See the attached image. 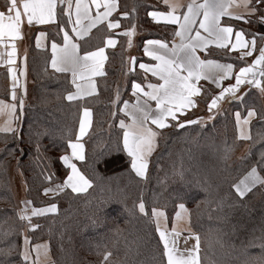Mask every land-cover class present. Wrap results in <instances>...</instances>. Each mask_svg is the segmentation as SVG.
<instances>
[{"label":"trees","instance_id":"1","mask_svg":"<svg viewBox=\"0 0 264 264\" xmlns=\"http://www.w3.org/2000/svg\"><path fill=\"white\" fill-rule=\"evenodd\" d=\"M118 2L119 15L129 13L122 20L124 28L136 25L138 13L142 14L138 21L142 35L137 42L139 56L148 39L172 41L174 27L149 19L148 13L159 7L156 0ZM253 3L258 9L256 16L230 23L249 39L264 35V23L259 21L264 3ZM108 34L104 27L97 29L88 47L101 44ZM119 41L116 49L108 51L106 75L98 80V94L74 102L67 100L74 88L70 76L50 70V54L32 47L27 68L34 85L18 111L17 129L0 133V264H30L21 255L25 232L31 246L49 243L54 264H104L105 252L112 253L108 264H167L151 209L164 211L171 225L180 203L189 209L191 226L200 237V264H264V187L257 185L242 198L232 187L264 154V76L260 87L254 84L243 99L223 104L211 122H205L204 112L217 91L203 84L199 104L204 112H188L160 130L144 179L131 169L126 151L117 149L118 144L122 146L124 132L119 122L125 116L123 103H112L116 88L126 75V87L120 85L118 90L121 101L129 100L132 82L141 79L139 72L126 73L128 38ZM256 43L259 48L264 44L259 35ZM206 57L236 68L246 64L225 50H212ZM10 98L9 75L0 70V99ZM85 107L93 113L91 129L83 139L86 161L74 163L92 186L82 193L66 188L55 196L45 195V187L63 183L70 171L60 157L69 154L68 141H76ZM249 110L256 114L250 123L251 138L243 141L235 114L245 115ZM200 117L203 119L183 128L174 126ZM244 146L249 148L238 153ZM13 167L24 183V200L13 188ZM178 171L183 172V179L175 174ZM260 174L264 176V171ZM141 198L148 215L139 211ZM25 200L40 208L55 203L58 211L32 217V224L38 225L33 229L19 218Z\"/></svg>","mask_w":264,"mask_h":264},{"label":"snow or ice","instance_id":"2","mask_svg":"<svg viewBox=\"0 0 264 264\" xmlns=\"http://www.w3.org/2000/svg\"><path fill=\"white\" fill-rule=\"evenodd\" d=\"M168 5V11H150L149 16L154 21H166L168 23L178 25L174 35L180 38L179 43L173 42L172 46L164 40H146L144 42V53L153 58L158 63L146 64L139 63V68L143 69L145 73H151L153 77H157L156 83H148L147 89L142 87L141 83L133 82L131 87L133 95L137 96L136 104L132 105L136 112L141 113L140 118L129 112L131 116V123L126 124L122 119L120 120V127L125 129L123 132L122 146L117 145L119 151H126L130 157L131 169H133L137 176L147 179L149 168V157L155 149L156 137L160 134L154 130L151 125H156L158 129H164L172 126L168 123L169 118L173 121H178L177 113L184 114L189 108L196 106L197 97L201 93V87L197 86L200 79H209L205 75L207 68H215L219 70L221 75L212 78V82L216 84L220 91L212 95L207 104L208 111L211 112L214 108L219 107V103L225 98L226 94H230V99H239L236 93L239 91L240 85L245 83L248 74L255 75L257 66H260V76H264V44L258 49L259 55L247 66L240 67L238 73L235 74V83L223 86L221 81L233 75V64H221L215 60H202L197 54L198 49H206L208 44H215L217 47L227 49L229 52L235 49H243L240 58L252 56L253 52L257 51L256 37L259 35L261 41H264V35L255 34L250 40L245 39L243 30L235 31V42L233 43V27L225 26L221 23L222 17L235 16L238 19H244L243 16L230 11L234 4V0H190L185 6L179 3H174L172 0H164ZM252 0H244V6L248 7ZM257 4L264 3V0H256ZM60 9V16H66L67 19L57 27L63 33L62 43L58 44L55 39L51 41V50L53 53L51 59L52 68L59 72H71L73 76L72 83L75 85L77 91L75 93H68L67 99L74 100L84 96H91L96 92L95 81L91 80L92 76L105 75L103 71L104 61L107 59L105 55V48L99 47L95 51H86L83 56L80 55V45L76 43L69 30H66L65 24L71 23V32L77 38L83 39L86 37L91 29L96 28L98 24L106 23L108 29H115L119 27V19H109L115 12L119 3L118 0H5L3 10H0V44L4 43V38L7 37L11 41L22 39V25L24 18L29 26L56 24L57 23V9ZM186 7V11L180 12L179 10ZM101 9H103L101 11ZM74 10V19H73ZM258 9L256 7H249V13L253 14ZM95 11V15H93ZM264 11V9H261ZM122 16L127 17V11L121 13ZM83 21L88 23L85 25ZM259 21L264 23V15L259 17ZM199 25L197 29L196 25ZM203 30L202 34L200 30ZM59 34V33H57ZM124 36L129 37L128 45L131 47V37L135 34V25L127 28L123 33ZM47 33L40 31L36 36L37 47L41 46V39L45 38ZM117 41L109 36L106 40L105 46L115 47ZM17 48L13 42L11 49L7 50V59L4 58V53L0 52V62L7 63L8 65L15 64ZM26 61V55H25ZM129 71H134L136 58H129ZM79 70V79L88 80V87H83L77 83V76ZM8 71L12 75V100H16V81L17 69L9 67ZM26 76V64L22 73ZM248 83H255L260 87L259 80H247ZM264 91V88H261ZM26 92V87H25ZM144 98L141 100V96ZM123 103L122 111L129 109V102L127 100H120V93L117 89L113 104ZM150 102H155V108L151 107ZM19 107L22 110L24 107L23 98L19 100ZM7 108L9 114L14 117L17 104H5L0 100V110ZM256 113L254 110H249L247 118L244 119L243 124L247 125L252 116ZM212 117H209L211 119ZM237 123L240 124V113H236ZM203 118L197 120H184L183 122L176 123L174 126L183 128L185 124H194ZM150 122V124H149ZM91 109L85 107L83 109V118L80 120L79 136L76 141H68L71 148V154L63 155L60 157L63 164L70 169L67 173L63 183L55 185V187H45L44 194L52 193L54 196L63 192L65 188H71L73 192H85L92 186V181L80 170L77 163L73 162L75 158L78 161H86L85 145L80 142V138L87 134L88 129L91 127ZM0 131L13 132L11 127V120ZM241 138L250 139L245 131L241 130ZM264 171V154L258 161L250 165V170L246 172L239 182L234 183L232 187L239 197L245 195L253 190L257 185L264 187V176L260 173ZM180 179H183V172L178 171L175 173ZM51 180V176L46 177ZM23 208L19 210V218L27 221L31 228L38 227L32 224V217L43 215L45 213H55L58 211V206L55 203L47 207L40 208L32 206V201H22ZM139 211L148 215L145 210V203L142 198L138 204ZM180 209H185L183 203L179 204ZM151 214L155 218L154 222L159 231L160 239L163 241L164 252L167 256V264H200L199 261V243L200 237L195 235L196 244L193 249L188 250L189 254L184 256L180 254V250L176 247L174 237L179 233L173 228L172 233L160 226V218L167 219L164 211L153 207ZM180 217V213H176ZM264 247V245H262ZM40 246H36V255H40ZM47 249H45V253ZM25 262L29 261L31 250L29 248L28 237H24V250L21 253ZM112 255L111 252L104 253V264H108V259Z\"/></svg>","mask_w":264,"mask_h":264},{"label":"crops","instance_id":"3","mask_svg":"<svg viewBox=\"0 0 264 264\" xmlns=\"http://www.w3.org/2000/svg\"><path fill=\"white\" fill-rule=\"evenodd\" d=\"M156 1L158 3L159 7L156 8V9H153L151 11L167 12L169 10L168 9V5L165 4L164 0H156ZM172 2L179 3L181 5H185L186 6L190 2V0H172ZM198 2H202V0H198ZM4 3H5V0H0V10H3ZM253 6L255 7V5L253 3V0H252L251 4L248 7L244 6V0H234V4H233L232 8L230 9V11L235 13V14H237L238 16H243L244 19H238L235 16H232V17L226 16V17H222L221 23L223 25H225V26L233 27L230 24L233 21L244 22L247 18H250L252 16H256L257 15V11L255 13H253V14L249 13V7H253ZM119 8L120 7H118V9L115 12H113L112 16L109 17V19H119V21H120L119 27H117L115 29H108L106 27V23L107 22H104V23L98 24L96 28L91 29L89 34L86 37H84L83 39L77 38L75 36V34L70 31L71 28H72V24L71 23L65 24L66 30H69L70 35H72V37L76 41V43H78L80 45V55L81 56H83V54L86 51H95L99 47H104L105 48V55L107 56V59L104 61V66H103V71H104L105 75H106V64H107V60H108V51L116 49L118 47V45H119V42H120L119 39L121 37H126V36H124L122 34L127 29V28L123 27L122 20L128 18V16L124 17L121 14L119 15ZM102 10L103 9H101V11ZM179 11L180 12L186 11V7L180 9ZM57 13H58V16H57V23L56 24H46V25L33 24L32 26H29L27 24V22H26V17H25L24 18V24L22 25L23 38L22 39H16L15 41H11V40H9V38L5 37L4 38V43L0 44V52L4 53V58L5 59H7V50L11 49V44L13 42L16 44V48H17L15 64L8 65L7 63L0 62V70L6 71L8 73V75H9V86H10V91L11 92L13 90L12 89L13 80H12V75L8 71V69H9V67H14V68L17 69V73H16L17 81H16V89H15V91H16V100L14 101V100H12V98H10V100L0 99V100L4 101L5 104L16 103L17 104V108H16V111H15L14 117L9 114L7 108H4L3 110H0V128L6 127L7 124H8V121L11 120V127L14 130L17 129V125H18L17 124V122H18L17 121L18 120V111L20 109L19 100L21 98H23V101H24L26 93L29 90V86H28V83H27L28 80L30 81L29 74H28V68H27V56H28V53H27L28 52L27 51L28 50V43L27 42L28 41H30V46H32V47L34 46L37 50L42 51V52L47 51L50 54V61H49L50 70H52L55 73L68 74L70 76L71 82L73 80V76H72V73L70 71L69 72H59V71H56V69L52 68V66H51V59H52V56H53V53H52V50H51V41L53 39H55V41L58 44L62 43L63 33L59 31V29L57 27V24L63 23L67 19L66 16H63V17L60 16L59 7L57 9ZM92 14L95 15V11H93ZM74 18L75 17H74V10H73V19ZM149 19L153 23H155L157 25L171 26V27H174L175 30L178 28V25H174V24L168 23V22L163 21V20L158 21V22L154 21L151 16H149ZM83 23L86 25L88 22L87 21H83ZM101 27H104L109 32V34L103 39V42L101 44H97L93 48H91L92 46L89 48L88 47V45H89L88 42L91 41V39L95 35V32L97 31V29H99ZM196 27H197V29L199 28L198 23H197ZM233 30H234V33H233L232 40H233V43H234L235 42V35L234 34H235V31H237L238 29L233 27ZM40 31L46 32L47 36L45 38L41 39V46L37 47L36 36L38 35V33ZM200 31L202 32V34L207 35L206 33H203L202 29ZM57 33H59V34H57ZM109 36H111L113 39H115L117 41L115 47L105 46L106 45V40H107V38ZM126 38H128V40H129V37H126ZM245 39L246 40H250L246 36H245ZM133 40H134V35L131 37V47H129V45H128V59H127V72L126 73L128 75H131V74H133L135 72H139L140 75H141V79L134 80L133 82L141 83L142 87H144L145 90H148L147 89V84L148 83H156L158 81V78L157 77H153L151 75V73H145V71L143 69L139 68V63L155 64V63H158V61H155L153 58L147 56L144 53V51H143L144 43H143V46H142V56L141 55L139 56V52L137 51V43H134ZM151 40H160V39H151ZM173 42L179 43L180 42V38L177 37V36H174V39L170 43L167 42L169 44V47L172 46ZM212 50H225V51H228L227 49L219 48L215 44H211L210 43V44H208L206 49H198L197 50V54L200 56V58L202 60H204V59L215 60V61H219L221 64H228V62H223V61H220V60L207 58L206 55ZM242 51H244V50L243 49H235V50H232L230 52L228 51V52L236 54V55H238L240 57V54H241ZM25 55H26V61H25ZM130 57H135L136 58V64L134 65V71H129V67H130L129 58ZM139 58H141V59L139 60ZM246 58H248V56L243 57L242 60L245 61ZM25 64H26V76L22 74L24 69H25ZM230 64H232V63H230ZM247 65H248V62H247ZM260 70H261L260 68H256V70H255L256 74L255 75L248 74L247 80H252V81L259 80V81H261L263 78H262V76L259 75ZM238 71H239V68H236L235 65H234L233 75L228 77V78H226V79H224L223 81H221V84L223 86H227L229 84H234L235 83V78L234 77H235V74L238 73ZM221 74L222 73H220L219 70H217L215 68H207L205 70V75H207L210 78L209 79H203V78L200 79L197 82V86L201 87L203 84H206V85L211 86L212 88H214L217 91V93H218L220 91V88H217L216 84H214L212 82V78H216V77H218ZM105 75H102V76L101 75H97V76H92L91 77V80H94L95 81V85H96V92L93 93L91 96H84L82 98L74 99V100H71V101L68 100V99L67 100L70 101V102L84 101L86 99H89V98H92V97L96 96L98 94V80L103 78ZM78 77H79V70H78V76H77V83H80L83 87L87 88L88 84H89V81L87 79L86 80H80ZM247 80H246L245 83L240 85L239 91L236 93V96L239 97V99H230L229 98L230 94H226V96H225L226 100L222 99L221 105L227 103L230 100L238 101V100L243 99L244 96L251 90V88L255 84V83H248ZM72 85L74 87L72 93H75L77 91V89H76V87H75V85L73 83H72ZM25 87H26V92H25ZM201 93H202V91H201ZM201 93L197 97H194V99L196 100V106L192 107V108H189L186 111V113H184V114L177 113L178 117L183 116V115L187 114L188 112H193L195 110L200 109L199 98L201 96ZM10 95H11V93H10ZM140 96H141V100H143L144 98L142 97V94H140ZM136 100H137V96L133 95V91H132V87H131V98L129 100H127L129 102V109L127 111H122L121 110L123 115L125 116V119H123V120L125 121L126 124L131 123V116L128 114L129 112L134 113L137 116L138 119L141 116V113L136 112L135 109L132 107V105L136 104ZM150 103H151V107L154 109L155 108V102H150ZM121 109H123V104H122ZM247 114L242 115L240 113V121H241L240 124L237 123V118H236L238 136H239V139H241L243 141H248L249 139L241 138V135H240L241 130L243 129L245 131V133L248 136L251 137L250 123L255 118V115L252 116L250 118V120H249V123L247 125H245V124H243V121H244L245 118H247ZM235 116H236V114H235ZM82 118H83V111H82L80 120ZM91 121H93V113H92V111H91ZM171 121H173V120H171V118H169L168 123H170ZM149 124H150V122H149ZM79 126H80V122H79ZM91 126H92V123H91ZM150 126L154 130H157L160 133L161 129H158V127L156 125H151L150 124ZM119 127H120V123H119ZM90 129H91V127L88 129L87 134L89 133ZM123 131H125V129H123ZM0 133H10V132L0 131ZM87 134L80 138V142L81 143L84 144L83 139L87 136ZM78 136H79V129H78L77 137ZM158 139H159V135L156 137V146H155L154 151L152 152V154L148 158L149 160H150L151 156L153 155V153L155 152V150L157 149ZM73 142H75V141H73ZM70 154H71V148L69 147V154L68 155H70ZM73 162H80V161H78V160H76L74 158ZM68 189H71V188H68ZM80 193H82V192H80ZM50 195L52 196L53 194L51 193ZM178 212L180 213V217L179 218L176 215V213H178ZM49 213H52V212H49ZM49 213H45V214H49ZM176 213H175V215L173 217V221H172L171 225L168 224L167 219L160 218V226H161V228L162 229H166L169 233H172L173 228H175L176 232L179 233L178 236H182V237H185V238H190L189 239L190 240V244H192L191 246L194 248V246L196 244V239H195V235H194L195 232H194V230H193V228L191 226V222H190L189 209L187 208L186 205H185V209H180L179 205H178ZM45 214H43V215H45ZM39 216H42V215H39ZM36 246H40V249H39V251H40L39 261L38 262L35 261L36 264H44V263L45 264H54L53 258H52V255H51V251H50L49 243L48 242H42V243H38V244L32 245L31 247H34L35 251H36ZM45 249H47L46 253H45ZM40 260L42 262H40ZM35 262H34V264H35Z\"/></svg>","mask_w":264,"mask_h":264},{"label":"rangeland","instance_id":"4","mask_svg":"<svg viewBox=\"0 0 264 264\" xmlns=\"http://www.w3.org/2000/svg\"><path fill=\"white\" fill-rule=\"evenodd\" d=\"M119 7H120V4H119ZM120 9V8H119ZM142 16L141 13H138V20H137V24L135 25V34H134V40L133 42L134 43H137L139 38L142 37V35L140 34L139 32V18ZM175 32V30H174ZM174 36L172 37V40L174 39ZM28 43V56H27V62H28V57L30 56V54H32V46H30V41L27 42ZM260 44L256 43V47H257V51L253 52L252 56H248V58L245 59L246 61V64H244V66H247V62L248 64H251L252 61L259 55V52H258V49ZM243 67V66H242ZM257 68H260V66L258 65ZM28 86H29V89L34 85V83L30 80H28ZM126 84H127V76L124 75L122 77V79H120V82L117 86L116 89L120 88V85L125 88L126 87ZM29 91V90H28ZM11 93V91H10ZM208 94V92H207ZM116 96V94H115ZM226 100V98H223ZM222 102V101H221ZM221 102L219 103V107L218 108H214L211 112H209L207 110V112H204V108H202V106H200V111L201 112H204V114L207 115V117L205 118V122L208 121V122H211L212 120H214L217 116V113L221 111V109H223L225 107V105H221ZM208 109V107H207ZM209 117H212L211 119H209ZM249 147L248 146H244L241 151H239L238 153L240 152H243L245 150H247ZM242 155V154H241ZM12 176H13V188L15 190V193H16V196L20 199V200H24L25 199V196H24V189H25V186H24V183L22 181V179L20 178V175L16 172V169L13 167L12 168ZM27 236V233L25 232L24 234V237ZM28 237V236H27ZM175 239V242H176V247L180 250V254L184 255V256H187L189 254V251L190 249H193V247L191 246L192 244H190V238H185V237H182V236H175L174 237ZM28 241H29V248L31 250V256H30V259H29V263L30 264H34V262H38L39 261V257H37L36 255V251H35V248L34 247H31L30 245V241L31 239L28 237ZM23 250H24V244H23ZM35 262V264H36ZM40 262H42L40 260ZM45 264V263H44Z\"/></svg>","mask_w":264,"mask_h":264}]
</instances>
